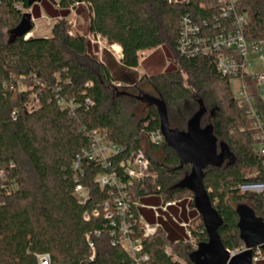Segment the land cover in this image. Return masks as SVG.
<instances>
[{
  "label": "trees",
  "instance_id": "1",
  "mask_svg": "<svg viewBox=\"0 0 264 264\" xmlns=\"http://www.w3.org/2000/svg\"><path fill=\"white\" fill-rule=\"evenodd\" d=\"M55 2L59 7L53 9ZM76 3V9L86 8L89 34L121 47L119 60L105 51L100 58L90 50L85 34L71 33L67 18ZM42 4L56 19L51 34L27 39L25 35L9 39V35L21 23L28 0L0 4V264H37L41 253H50L52 264H131L123 248L111 245L109 221L102 212V205L117 189L101 187L95 180L100 173L112 171L111 166L83 161L82 174L73 168L76 156L90 144L88 132L105 133L124 148L110 159L118 172H122L119 162L137 149L149 157L155 178L130 189L133 201L151 194L164 196L165 202L187 195L194 198L191 190L175 187L192 166L181 165L165 139L160 144L150 140L152 132L161 131L157 105H148L141 117L129 110L146 94L165 103L169 126L180 131L188 129L202 101L206 112L201 127L212 126L218 151L224 143L232 156L220 166H207L203 185L222 219L218 233L224 247L244 245L238 208L248 206L264 222V195L239 189L241 184L264 182V158L254 149L256 130L247 108L232 97L231 78L223 76L209 58H187L176 49L181 17L190 13L197 20L209 18L211 11L203 5L212 7L214 0H49ZM240 10L249 17L246 37L264 42V0H240ZM4 29L9 30L6 38ZM163 45L169 46L173 59L188 74L189 85L181 69L138 76L139 53ZM256 104L264 122V102ZM77 184L89 190L84 204L78 202ZM95 207L100 216L85 221L84 212ZM132 213L138 221L136 206ZM192 221L199 245L208 242L202 216ZM96 229L102 233L93 237L97 253L90 260L85 235ZM183 239L174 226H162L145 238L148 264H177L165 253L168 245L187 264H195V250Z\"/></svg>",
  "mask_w": 264,
  "mask_h": 264
},
{
  "label": "built area",
  "instance_id": "2",
  "mask_svg": "<svg viewBox=\"0 0 264 264\" xmlns=\"http://www.w3.org/2000/svg\"><path fill=\"white\" fill-rule=\"evenodd\" d=\"M2 1L0 0V4ZM182 1L186 0H169L174 3ZM15 6L22 9L20 3H16ZM78 6L79 3H76L71 12L76 11ZM203 6L206 11H211L209 18L197 20L190 13L181 17L177 52L187 58H209L223 76L231 78L233 94L235 98H237L236 93L240 95L241 98L237 100L247 108V114L256 130L254 149L264 158V122L256 104L257 100L264 102V42L250 41L246 37L245 27L249 17L246 12L240 10V0H214L212 7ZM54 7H59L57 2L54 3ZM30 36L32 32L27 33L24 38ZM92 37L99 42L105 40L100 35H92ZM114 45L112 46L115 47ZM254 63L262 66L261 72L255 71ZM235 80L238 82L237 89L233 83ZM87 136L90 144L76 156L73 162L74 171L82 174L83 161H96L105 167L111 166L112 171L102 172L95 179L101 187L117 189L110 201H105L102 205L104 218L109 221L111 245L123 248L130 257L131 264H148L150 255L144 250L143 241L154 236L162 225L159 222L148 223L140 214L138 221L134 219L132 206L138 208L140 203L133 201L130 189L138 184L143 186V182L147 179L154 180L155 172L151 169L150 159L143 149H137L119 162L122 172H118L112 167L110 159L119 155L124 148L108 139L105 133L92 131L88 132ZM150 140L154 144H160L164 141V136L160 130L154 131L150 135ZM239 189L242 192L264 195V182L241 184ZM76 196L78 202L84 204L89 199V190L82 184H77ZM179 202L180 200L168 201L151 208L158 219L168 211V207L175 206ZM100 214L99 207H95L85 211L83 218L85 221H90L92 217H98ZM173 220L185 230L184 242L196 250L199 247V236L195 232L193 221L180 223L175 218ZM101 233V229H96L85 235L90 250V260H94L97 253L93 237L100 236ZM245 250H247L245 244L236 249H227L230 258ZM165 253L177 264H187L170 245L165 247ZM251 259L253 264H264V244L252 249ZM37 264H52L50 253L38 254Z\"/></svg>",
  "mask_w": 264,
  "mask_h": 264
},
{
  "label": "water",
  "instance_id": "3",
  "mask_svg": "<svg viewBox=\"0 0 264 264\" xmlns=\"http://www.w3.org/2000/svg\"><path fill=\"white\" fill-rule=\"evenodd\" d=\"M36 1L41 0H28V6H32ZM31 22V13H24L21 23L12 31L11 39L29 33L32 28ZM139 99L147 102L148 105H157L161 116V133L165 141L176 150L181 165L190 164L192 166L191 172L175 187L187 188L194 194L195 206L203 218L208 235V242H203L200 245L208 243L211 248L206 264H253L252 249L264 244V222L255 216L252 209L245 205L238 208L240 235L247 250L230 258L218 233L222 219L213 207L208 192L204 188L203 171L209 165H222L227 158L232 160V156L224 143L220 144V151H218L217 138L213 135L212 126L201 127V119L206 112L202 101L200 100L199 111L190 119L188 129L180 131L169 126L166 105L162 100L147 94ZM192 259L195 264H202L196 261L194 254H192Z\"/></svg>",
  "mask_w": 264,
  "mask_h": 264
},
{
  "label": "rangeland",
  "instance_id": "4",
  "mask_svg": "<svg viewBox=\"0 0 264 264\" xmlns=\"http://www.w3.org/2000/svg\"><path fill=\"white\" fill-rule=\"evenodd\" d=\"M40 9H41V14L43 15L45 12H44V8L41 5H40ZM67 19H68V24H70L69 22L73 23V24H70L72 28L71 29L72 32L77 33V34H85L90 41V50L96 53L100 58L102 57L104 51L109 52L117 60L121 58V49L119 50L116 47L117 44H115L114 45L115 47H113L112 45H109L106 42V40H101L99 42L98 39H94L92 35L89 34V32L87 31V26H88L87 12L84 6H81L76 11L71 12V14L69 15ZM55 21L56 19L48 18V17L46 18L45 16L37 18L32 31L34 32L35 35H38V36H49L51 34L52 25ZM4 32H5L4 38H6L8 36L9 30L4 29ZM10 33L11 34L9 35L10 37L9 39H11V37L13 36V32L11 31ZM139 55H140V60H139L140 63H139L138 68L136 69V72L139 77H142L144 75L149 76L153 74H160L168 70L181 69L180 65H178L176 60L173 59V53L170 50L169 46L167 45L159 46L157 48L150 49V50L141 51ZM254 69L257 72H261L262 66L259 63H254ZM181 71H182L181 73H182L184 83L186 85H189L188 84V74L183 69H181ZM233 83L235 86L238 85V82L236 80ZM236 89H237V86H236ZM231 90L233 93L232 84H231ZM135 95H140V94L138 92H135ZM233 96L234 94H232V97ZM236 97L237 99L241 98L240 95H238V93H236ZM147 107H148V103L139 99V104L136 106L130 104L129 110L131 112H134L138 117H141L145 113ZM156 196L158 197V203H159L158 205H163V203L166 201V198H164V196L159 195V194H157ZM184 199L187 201L191 200L192 202L194 198L187 195L182 200ZM140 206L145 207V205L142 203L140 204ZM186 217H187V220L190 219L191 217H193V213L187 212ZM173 218H175L177 221H180V222L181 220L182 221L185 220V216H183L182 218H181V215L179 216L177 207H170L168 211L164 213V216L162 217V219H160L162 226L166 228L177 226V223H175ZM192 223L194 224V222ZM182 232H183V235H186L185 230L183 228H182ZM210 249L211 248L208 243L199 245V247L194 252L196 261L202 264L208 263V257L211 251Z\"/></svg>",
  "mask_w": 264,
  "mask_h": 264
},
{
  "label": "crops",
  "instance_id": "5",
  "mask_svg": "<svg viewBox=\"0 0 264 264\" xmlns=\"http://www.w3.org/2000/svg\"><path fill=\"white\" fill-rule=\"evenodd\" d=\"M44 1L46 3L49 2V0L36 1L32 6H30L28 9L25 10V13L26 12H30L31 13V15H32V22L34 23V25L36 23L37 18H40L42 16H45L46 18L47 17L48 18H53L47 12L46 5L45 4H42ZM40 5L44 8V12L45 13L43 15L41 14ZM34 6H36L35 7V12H33ZM54 8L55 7H53V9ZM32 36H38V35H35L34 32L32 31ZM156 195L157 194H151V195H147V196L141 198L140 201H139V203L140 204L141 203L144 204L145 207L144 206H140V204L138 206V212H139V214L144 218V220L146 222L151 223V224H155L156 222L161 223L160 219H162V217L164 216V213H166V212H164L162 214V216L160 218H158V219L155 217L154 211L151 208V206H160V205H158L159 204L158 203V197ZM170 207H177L178 208V214H179V216L181 215V218L183 216H185V220L184 221L181 220V222H188L190 220H193V218H195L196 216H198V215L200 216V212L198 211V209L195 206L194 199L192 200V202H191V200L190 201H187L185 199L184 200H180V202L177 205L170 206ZM170 207H168V209ZM187 212H189V213L192 212L193 213V217H191L188 220H187V217H186V213ZM178 222H180V221H178ZM174 228H176L178 231H180V233H182V235H183L182 228L179 225L174 226Z\"/></svg>",
  "mask_w": 264,
  "mask_h": 264
},
{
  "label": "bare ground",
  "instance_id": "6",
  "mask_svg": "<svg viewBox=\"0 0 264 264\" xmlns=\"http://www.w3.org/2000/svg\"><path fill=\"white\" fill-rule=\"evenodd\" d=\"M116 47L120 50L121 49V47L120 46H118V45H116Z\"/></svg>",
  "mask_w": 264,
  "mask_h": 264
}]
</instances>
